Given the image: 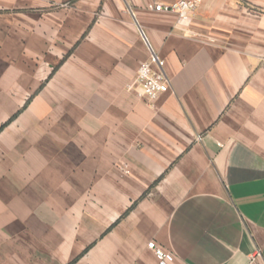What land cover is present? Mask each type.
<instances>
[{
  "label": "crops",
  "instance_id": "obj_1",
  "mask_svg": "<svg viewBox=\"0 0 264 264\" xmlns=\"http://www.w3.org/2000/svg\"><path fill=\"white\" fill-rule=\"evenodd\" d=\"M177 1L0 0V264H264V0Z\"/></svg>",
  "mask_w": 264,
  "mask_h": 264
},
{
  "label": "built area",
  "instance_id": "obj_2",
  "mask_svg": "<svg viewBox=\"0 0 264 264\" xmlns=\"http://www.w3.org/2000/svg\"><path fill=\"white\" fill-rule=\"evenodd\" d=\"M198 2L199 0H180L167 5L159 3L150 6V9L156 12L174 14L177 16L178 24H187L191 20ZM158 64L157 57L150 51L149 60L139 65L132 83L128 86L129 90L135 91L138 97L147 103L154 102L168 90V80L165 74L157 68ZM197 139H200V137H197ZM147 249L153 253L157 261L163 262L166 260V252L157 247L154 242L147 243Z\"/></svg>",
  "mask_w": 264,
  "mask_h": 264
}]
</instances>
